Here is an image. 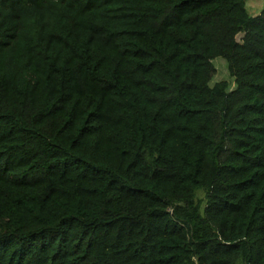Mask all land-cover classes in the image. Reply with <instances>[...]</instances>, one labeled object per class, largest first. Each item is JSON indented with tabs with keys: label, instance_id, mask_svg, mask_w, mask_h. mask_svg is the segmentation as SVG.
I'll use <instances>...</instances> for the list:
<instances>
[{
	"label": "trees",
	"instance_id": "trees-1",
	"mask_svg": "<svg viewBox=\"0 0 264 264\" xmlns=\"http://www.w3.org/2000/svg\"><path fill=\"white\" fill-rule=\"evenodd\" d=\"M0 264H264V4L0 0Z\"/></svg>",
	"mask_w": 264,
	"mask_h": 264
},
{
	"label": "rangeland",
	"instance_id": "rangeland-1",
	"mask_svg": "<svg viewBox=\"0 0 264 264\" xmlns=\"http://www.w3.org/2000/svg\"><path fill=\"white\" fill-rule=\"evenodd\" d=\"M248 13L256 15L263 7L264 0H245ZM212 64L215 67L214 73L210 79L209 84L213 85L215 82L225 80L228 82V88L231 90L234 88V79L227 71L226 61L222 57H215L212 59ZM197 198L200 201L204 200V192L202 190L197 191Z\"/></svg>",
	"mask_w": 264,
	"mask_h": 264
}]
</instances>
